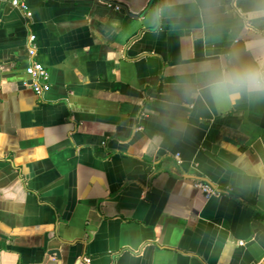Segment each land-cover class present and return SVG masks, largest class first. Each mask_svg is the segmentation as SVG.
Masks as SVG:
<instances>
[{
  "label": "crops",
  "instance_id": "obj_1",
  "mask_svg": "<svg viewBox=\"0 0 264 264\" xmlns=\"http://www.w3.org/2000/svg\"><path fill=\"white\" fill-rule=\"evenodd\" d=\"M21 1L30 19L0 0V264H264V102L176 87L243 43L247 0L215 27L185 9L158 31L160 0Z\"/></svg>",
  "mask_w": 264,
  "mask_h": 264
},
{
  "label": "clouds",
  "instance_id": "obj_2",
  "mask_svg": "<svg viewBox=\"0 0 264 264\" xmlns=\"http://www.w3.org/2000/svg\"><path fill=\"white\" fill-rule=\"evenodd\" d=\"M224 8V0H160L152 9L150 23L158 31L165 19L187 9L205 25L215 27ZM237 8L233 12L246 38L223 54L185 69L176 84L185 97L207 99L217 108L243 101L264 102V0H247L244 6L237 4Z\"/></svg>",
  "mask_w": 264,
  "mask_h": 264
},
{
  "label": "built area",
  "instance_id": "obj_3",
  "mask_svg": "<svg viewBox=\"0 0 264 264\" xmlns=\"http://www.w3.org/2000/svg\"><path fill=\"white\" fill-rule=\"evenodd\" d=\"M13 7L21 10L24 16L28 19L31 18L32 14L27 6V4L21 0H11ZM36 37L34 34H30L28 37V48L27 54L29 58V64L26 67V74L31 79V88L37 95H42L49 89V73L47 69L38 61H36L37 47L35 44ZM179 161V156H176ZM193 186L198 191L202 192L206 199L211 197L220 196V192L214 188L212 185L204 182L198 177L193 179Z\"/></svg>",
  "mask_w": 264,
  "mask_h": 264
}]
</instances>
